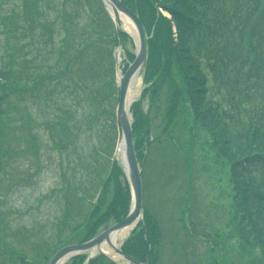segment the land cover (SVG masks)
Here are the masks:
<instances>
[{
	"label": "rangeland",
	"instance_id": "obj_1",
	"mask_svg": "<svg viewBox=\"0 0 264 264\" xmlns=\"http://www.w3.org/2000/svg\"><path fill=\"white\" fill-rule=\"evenodd\" d=\"M230 1L227 0L229 7ZM21 6L22 0H2L0 16L19 13ZM64 6L75 12L78 9L75 21L79 23L87 22L88 11L102 14L90 0H54L49 14L56 15V45L67 25L62 18ZM121 24L128 34L120 53V68L124 70L131 60L129 53H136L137 40L135 32ZM113 49L116 46L112 43V52ZM50 57L57 58L54 54ZM110 58L94 60L93 69L87 67L85 72L82 68L87 62L83 60L71 76L57 75L60 81L53 85L50 95L40 100L26 95L18 101V113L10 111L2 144L5 156L0 175V264H46L44 257L51 256L52 247L90 210L94 192L108 174V158L118 159L117 100L109 93L112 86L117 90L119 80L115 64L105 69ZM18 70L25 71L24 61L19 62ZM172 70L182 85L175 60ZM105 76L109 78L104 80ZM102 81L112 83L108 97L100 100L107 113L96 114L98 107L88 93H103ZM137 81L138 92L131 105L140 100L148 117V133L144 130L139 134L145 138L143 156L138 159L143 174V203L160 232L151 245V260L154 264H257L260 250L242 244L229 165L213 147L210 135L193 126L189 107H182L176 120L168 125L166 85L159 87L154 97L151 90L142 96L151 82L145 83L141 72ZM99 109L102 113L100 106ZM60 127L67 130L60 131ZM111 193L112 187L104 206ZM108 222L99 232L113 223ZM81 236L76 235L67 244L77 243ZM17 251L25 255H17ZM111 258L117 264H127L122 258ZM35 259H39L38 263L33 262Z\"/></svg>",
	"mask_w": 264,
	"mask_h": 264
},
{
	"label": "trees",
	"instance_id": "obj_2",
	"mask_svg": "<svg viewBox=\"0 0 264 264\" xmlns=\"http://www.w3.org/2000/svg\"><path fill=\"white\" fill-rule=\"evenodd\" d=\"M90 1L102 14L88 11L86 23L75 21L77 8L75 12L64 6L62 18L67 25L63 26L57 45L56 15L49 14L54 0H22L19 13L0 16V175L9 114L18 113L20 99L29 95L40 100L45 94L50 95L53 85L60 81L58 78L71 76L83 60L87 62L86 68H82L84 72L87 67L93 69L94 60H105L107 56L112 60L105 61V69L113 66L111 45H117L113 21L100 0ZM122 2L138 14L149 36L144 82L151 85L143 89L142 96L151 90L154 97V92L166 85L168 125L176 120L182 107H189L193 126L210 135L213 147L229 165L242 244L258 247L257 264H264V0H231L230 7L227 0ZM121 35L123 40L128 37L124 31ZM53 54L57 57L54 60L50 57ZM18 57L25 63L24 72L18 70L21 61ZM129 57L132 60L134 54L129 53ZM172 60L182 85L175 80ZM108 78L105 76L104 80ZM109 84L101 82V94L88 93L98 107L96 114L107 113L101 101L108 97ZM112 89L109 94L116 99V89L113 86ZM11 98L15 102L11 103ZM131 113L134 146L140 160L145 138L139 134L144 130L148 133V117L140 100L132 104ZM108 161V174L98 184L90 210L70 229L73 238L82 235L78 242L95 236L108 221L118 222L128 214L131 202L128 181L119 163L110 157ZM110 187L112 197L104 206ZM157 235L160 232L156 221L144 208L143 220L126 239L122 250L154 264L150 249ZM50 257L46 255L44 260ZM86 257L76 255L68 264H83ZM89 264L116 263L98 255Z\"/></svg>",
	"mask_w": 264,
	"mask_h": 264
},
{
	"label": "water",
	"instance_id": "obj_3",
	"mask_svg": "<svg viewBox=\"0 0 264 264\" xmlns=\"http://www.w3.org/2000/svg\"><path fill=\"white\" fill-rule=\"evenodd\" d=\"M105 5L110 3L113 11L112 16L115 22L116 33L118 36V47L115 53L116 60V69L118 74L119 70V52L122 46V38H121V22H120V14L126 16L132 22L136 35H137V52L135 55V59L129 65L127 70L123 75L120 76V86H119V100L117 105V128H118V141L123 142V151L124 157L126 161V166L122 163L121 166L129 180L131 190H132V206L128 213V215L120 222L113 224L100 234H98L93 239L81 243V244H71L65 246L58 250L48 264H59L62 258L68 255H74L78 253H82L85 251L91 250L93 247L100 245L110 232L128 227L132 225L141 215L142 213V181L140 175V169L138 165V160L136 157V153L134 150L133 138H132V130H131V121L126 119L124 116V112L126 111V97L129 89V83L131 78L139 71H143L146 66L147 57H148V36L146 34L145 28L141 23L138 15L124 5L120 0H102ZM115 252L123 257L125 260L132 264H144L138 261L133 256L128 254H124L120 248L115 249ZM93 254H90L89 258L85 262L92 258Z\"/></svg>",
	"mask_w": 264,
	"mask_h": 264
},
{
	"label": "bare ground",
	"instance_id": "obj_4",
	"mask_svg": "<svg viewBox=\"0 0 264 264\" xmlns=\"http://www.w3.org/2000/svg\"><path fill=\"white\" fill-rule=\"evenodd\" d=\"M107 5H108L109 10L113 11L111 4L107 3ZM120 19H121V22L124 23V25H126L129 29H131L133 32H135L134 26H133V24L129 18L120 14ZM137 76H138V74L134 75L131 78L130 83H129V89H128V94H127V98H126V111L124 112V116L126 119L129 118V107H130L131 103L133 102V100L135 99L137 92H138ZM117 156H118L119 160L121 161V163L124 166H126L122 141H120V143L117 146ZM133 226H134V224H132L128 227L117 229V230L110 232L107 236V239H105L102 244L93 247L90 252L97 253V252L102 251V252H105V253L112 255L114 257L120 258V256L117 255L114 251H115V249L120 247V241H122L125 238V236L128 234V232L132 229ZM68 258H69V256L64 257L60 261V264L63 263L64 261H66Z\"/></svg>",
	"mask_w": 264,
	"mask_h": 264
}]
</instances>
